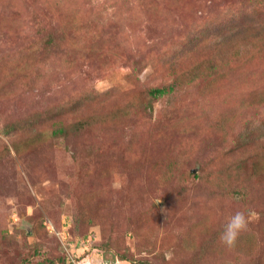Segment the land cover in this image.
<instances>
[{
	"label": "rangeland",
	"instance_id": "1",
	"mask_svg": "<svg viewBox=\"0 0 264 264\" xmlns=\"http://www.w3.org/2000/svg\"><path fill=\"white\" fill-rule=\"evenodd\" d=\"M257 1L0 0V84L14 89L0 95V264H264V106H239L264 90ZM49 31L61 46L47 47ZM237 51L257 58L246 85L176 79L183 58L197 55L202 74ZM112 89L95 113L114 133L45 132L44 116L87 114L74 94ZM237 211L248 227L228 247L219 237Z\"/></svg>",
	"mask_w": 264,
	"mask_h": 264
},
{
	"label": "trees",
	"instance_id": "2",
	"mask_svg": "<svg viewBox=\"0 0 264 264\" xmlns=\"http://www.w3.org/2000/svg\"><path fill=\"white\" fill-rule=\"evenodd\" d=\"M254 5H260L262 7V6H264V0H258L257 4L255 3ZM253 11L254 10H252V12ZM78 29H79V27H78ZM57 38H59V40H57ZM60 38H62V37H61L60 33H58L57 31H49L48 37L45 38L44 42L47 45V47H52L54 45L61 46L62 42H60ZM63 38H65V36H63ZM261 38L262 37H258V36L255 37V39L253 41V46H255V48L253 49L254 50L253 53L256 52L255 56L259 55L262 57V52L264 51V49H263L264 48V44H263L264 40ZM261 44L263 46H261ZM236 48H238V47H236ZM95 54H96V52H95ZM196 56L197 55H193L191 57V59L189 60V62L187 60H185V58H183L178 63L179 66L176 68V73L179 74V76L176 79L185 85L191 84L193 82L196 83V81L199 80L200 78L202 80H208L209 78H210V80H214V78H216L217 81H219V79H225L226 78L227 81L230 83L231 87L239 88L242 85H246L248 83L247 80H249V79L247 76L249 74L253 75L251 67H253L255 60L257 59L256 58L253 60V56L251 54H249L248 56H243V55H241V53H239L237 51L231 56L230 59H225V60L219 59V60H215V62L213 60L212 63H210L208 66L203 68L204 70L201 74L200 73L201 64H200L199 60L196 58ZM59 57H60L62 63H65L66 61H68L65 58V53L61 54ZM138 71H139L138 64H134L132 71L130 73H128L129 77H132V78L135 77V75L137 74ZM7 72H11V71H7ZM11 76H13L11 73L7 74V75L5 74V79L6 78L8 79V81H7V79H6V81L4 79L5 83L10 81ZM215 76H218V78ZM13 90L14 89H12V87H6L5 88L4 86H2V83L0 84V95L2 94V96L8 95L9 93L13 92ZM115 90L112 89L111 91L103 92L102 98L99 97L100 95L94 94L93 91L92 92L87 91L85 94H84V91L83 92L80 91V93L78 92V94H74L72 96V98L68 99L66 102L68 104H70L73 112L84 111V112H87V114L79 113L80 117L82 116L81 117L82 119L78 118L76 123H75V119L71 120L69 118V120H68V116L62 117V119H57V120L53 119L51 116H48V115H47V117L44 116L43 119L44 120L46 119V121H45L46 122L45 132L48 133L49 134L48 136L51 138H54V137L58 138V137H67L72 132H74L75 129L80 130L84 126H92V127L93 126L94 127H100L101 126V128H104V129L108 128V131H111V134L114 133L115 132V130L113 128L114 125H112V124L108 125L105 123V120L107 118H104V116H103L101 118V120H98L99 118L97 117V115L95 113V108L104 99L107 100L109 98H111V99L114 98V96H116ZM174 90H175V85L170 84L168 86L153 87L149 90V94L152 98L158 99V98H162L164 96L169 95ZM247 94L250 96L249 103L247 101V102L243 103V105L241 103L239 106H244L246 104L247 105L252 104L255 106L257 104H262V106H264V90L261 87L257 88V91H254V92L249 91ZM148 107L152 108L153 107L152 103H149ZM145 108H146V106H145ZM36 118L38 119V117H36ZM35 121L26 120L25 123H27V124L24 123L23 127L25 126V128L30 133L34 134L38 130V126L35 125V123L37 124V122H35ZM251 123H253V122H250V126L256 125L255 123H253L251 125ZM20 128L21 127H19L17 124L16 125L8 124L7 126H5V132L7 135L19 133ZM249 129L250 130H248V132H250V133L253 132L251 127H249ZM256 130H259V131L263 132V134H264V120L258 123ZM38 133H39V131H38ZM247 136H248V134L246 132H242L241 139H244ZM246 140L249 141V145H250V143L254 144L253 142L250 141L249 137H247ZM16 150H17L16 152L19 153V155H21V153L23 152L22 147L20 148V146L18 144L16 146ZM6 153H7V150L3 151L2 156L3 155L5 156ZM0 158H1V156H0ZM194 175L199 177L198 173H194ZM105 245L109 246V242H106ZM122 257L124 258L126 256L123 255ZM83 259L87 260L88 257H84ZM83 259H82V261H83ZM82 261H81V263H82ZM133 264H151V262H149L147 260H139V261L135 260V261H133Z\"/></svg>",
	"mask_w": 264,
	"mask_h": 264
},
{
	"label": "clouds",
	"instance_id": "3",
	"mask_svg": "<svg viewBox=\"0 0 264 264\" xmlns=\"http://www.w3.org/2000/svg\"><path fill=\"white\" fill-rule=\"evenodd\" d=\"M249 218L244 211H237L227 218L219 239L221 242L232 247L235 245L239 235L247 229Z\"/></svg>",
	"mask_w": 264,
	"mask_h": 264
},
{
	"label": "built area",
	"instance_id": "4",
	"mask_svg": "<svg viewBox=\"0 0 264 264\" xmlns=\"http://www.w3.org/2000/svg\"><path fill=\"white\" fill-rule=\"evenodd\" d=\"M72 261L74 262V263L72 262V264H76V263H77V261H74V260H72ZM75 262H76V263H75Z\"/></svg>",
	"mask_w": 264,
	"mask_h": 264
}]
</instances>
